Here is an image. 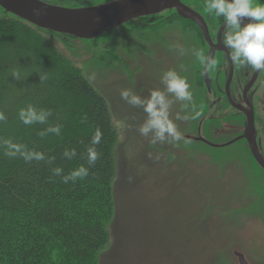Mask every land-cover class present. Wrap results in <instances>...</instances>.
Wrapping results in <instances>:
<instances>
[{
  "label": "rangeland",
  "instance_id": "obj_1",
  "mask_svg": "<svg viewBox=\"0 0 264 264\" xmlns=\"http://www.w3.org/2000/svg\"><path fill=\"white\" fill-rule=\"evenodd\" d=\"M112 1L51 0L66 6ZM184 1L208 12L202 0ZM169 13L166 10L161 15ZM181 24L175 21L165 29L167 34L171 32L166 42L142 40L145 47L129 35L133 32L122 31V26L113 31L110 40L51 36L105 98L118 130L112 183L114 213L108 244L96 264H233L232 246L238 244L242 251L241 245L250 243L248 226L255 222L253 213L264 211V177L252 171L243 148L234 144L209 149L171 138L152 143L153 133L145 137L138 131L146 118L142 108L121 98L120 92L126 88L142 97L153 89L165 90L162 74L175 70L187 79L193 99L178 101L166 93L172 101L170 117L182 134H193L195 113L202 115L204 108L203 104L193 107L195 97L203 99L201 83L196 80L203 66L198 53L206 54L208 45L197 30H183ZM211 29L213 35L216 28ZM109 47L120 59L108 54ZM138 65L140 75L135 70ZM199 135L201 125L194 136ZM214 251L220 255L212 258Z\"/></svg>",
  "mask_w": 264,
  "mask_h": 264
},
{
  "label": "trees",
  "instance_id": "obj_2",
  "mask_svg": "<svg viewBox=\"0 0 264 264\" xmlns=\"http://www.w3.org/2000/svg\"><path fill=\"white\" fill-rule=\"evenodd\" d=\"M57 35L64 34L0 7V113L6 117L0 121V264H96L109 241L118 130L105 98L51 39ZM28 105L51 115L43 124L25 125L19 110ZM54 125L59 134L49 131ZM97 130L100 155L89 165L87 149ZM6 141L44 159L8 156ZM72 149L75 156L64 155ZM80 165L89 175L63 182L61 176ZM57 167L60 176L53 173Z\"/></svg>",
  "mask_w": 264,
  "mask_h": 264
},
{
  "label": "flooded vegetation",
  "instance_id": "obj_3",
  "mask_svg": "<svg viewBox=\"0 0 264 264\" xmlns=\"http://www.w3.org/2000/svg\"><path fill=\"white\" fill-rule=\"evenodd\" d=\"M76 1L84 2L85 0ZM181 1L203 18L210 41H207L205 34L195 21L181 16L175 9L168 10L170 13L166 16L161 15L164 11L140 16L106 31L105 35L102 33L90 40L98 38L110 40L113 37V31L122 26V31L133 32L129 35L135 36L133 38L139 42L140 47H145V42L155 38L162 42L168 41L167 38L171 32L167 34L165 29L173 26L175 21L182 22L181 28L183 30H197L198 35L208 45V51L205 55H211L217 60V64L208 70H205L203 65L196 73V80L201 83L199 86L203 99L201 102L195 97L193 107L196 108L203 104L204 108L201 117L197 118L196 125L193 123V134L185 133L183 135H187L185 138L192 145H202L209 149H222L234 144L243 148L249 156L247 158L252 165V171L264 177V70L254 71L250 67L234 65L228 57L229 50L222 42L226 31L223 27V17L202 12L195 6L189 5L188 2ZM202 1L205 3V0ZM58 5L65 6L64 4ZM87 6L92 5L83 4L74 7ZM203 8L205 9L204 6ZM212 27L216 28L213 35ZM186 36L184 35L188 40ZM121 37L128 39L131 36ZM136 37L140 39L138 40ZM184 37L182 36V38ZM142 40L145 42L141 43ZM109 50L111 51L108 54L114 56L116 60L120 59L115 50L113 51V47H109ZM140 69L141 66L135 68L138 75H140ZM199 125H201V135L197 137L200 139L194 140L191 137H196L194 135L198 133ZM249 173L252 174L251 171ZM253 220H255L254 224L248 226L251 241L248 245H242L241 249L247 256L248 264H264V211H255Z\"/></svg>",
  "mask_w": 264,
  "mask_h": 264
},
{
  "label": "clouds",
  "instance_id": "obj_4",
  "mask_svg": "<svg viewBox=\"0 0 264 264\" xmlns=\"http://www.w3.org/2000/svg\"><path fill=\"white\" fill-rule=\"evenodd\" d=\"M205 7L209 14L217 17H223L226 31L223 35V44L227 47L228 57L234 65L250 67L254 71L264 70V2L253 5V0H205ZM247 18V22L242 21ZM198 58L204 65L205 70L212 69L216 66L217 60L211 55H205L204 51L198 53ZM18 77V73H13ZM162 83L165 90L159 88L151 90L148 96L142 97L137 95L132 89H122L121 98L133 107L142 108L146 114L144 122L139 126V133L147 137L151 132L154 138L151 141H165L171 138L172 141L184 140L185 136L178 130L177 124L170 117V107L172 101L168 99V94H172L178 101H192L193 95L189 90L190 85L187 79L181 76L175 70L169 69L162 74ZM51 115L50 110L40 108L39 110L28 105L26 108L19 110V119L25 125L35 123H45ZM200 112H196L194 118H199ZM6 117L0 113V121ZM176 119H180L179 116ZM188 119V117H184ZM49 131L56 134L60 133L59 126H50ZM102 133L97 130L91 139V146L87 149V161L89 165H95L99 158L96 145L101 141ZM6 155L23 157L26 162L31 160H43L44 154L29 150L26 145L13 141H6ZM65 156L71 158L76 155L75 149L66 150ZM63 169L57 167L53 173L60 176ZM89 175V167L80 165L66 176H61L63 182L69 180L75 182L78 178L84 179Z\"/></svg>",
  "mask_w": 264,
  "mask_h": 264
},
{
  "label": "water",
  "instance_id": "obj_5",
  "mask_svg": "<svg viewBox=\"0 0 264 264\" xmlns=\"http://www.w3.org/2000/svg\"><path fill=\"white\" fill-rule=\"evenodd\" d=\"M0 7L39 28L78 39H93L140 16L175 9L181 16L195 21L209 40L203 18L181 0H114L87 7H67L43 0H0ZM246 22L247 18L242 24ZM237 245L230 251L233 264H248L244 250L240 251Z\"/></svg>",
  "mask_w": 264,
  "mask_h": 264
},
{
  "label": "bare ground",
  "instance_id": "obj_6",
  "mask_svg": "<svg viewBox=\"0 0 264 264\" xmlns=\"http://www.w3.org/2000/svg\"><path fill=\"white\" fill-rule=\"evenodd\" d=\"M214 255L217 256V255H220V253H218L217 251H214V252H212L211 257L214 258V257H213ZM207 261H208V260H207Z\"/></svg>",
  "mask_w": 264,
  "mask_h": 264
}]
</instances>
